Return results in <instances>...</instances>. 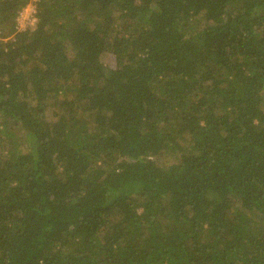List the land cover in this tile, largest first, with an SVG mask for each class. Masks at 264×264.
I'll use <instances>...</instances> for the list:
<instances>
[{"label":"trees","instance_id":"1","mask_svg":"<svg viewBox=\"0 0 264 264\" xmlns=\"http://www.w3.org/2000/svg\"><path fill=\"white\" fill-rule=\"evenodd\" d=\"M31 1L0 0V264H264V0H36L19 29Z\"/></svg>","mask_w":264,"mask_h":264},{"label":"rangeland","instance_id":"2","mask_svg":"<svg viewBox=\"0 0 264 264\" xmlns=\"http://www.w3.org/2000/svg\"><path fill=\"white\" fill-rule=\"evenodd\" d=\"M36 0H32L31 2L33 3ZM30 2V3H31ZM30 3L23 8V10L20 12L19 16L16 19V27L19 29H25L28 27H35L36 26V22L37 20H34V12L32 11V5H30ZM11 29V24H4V25H0V38L3 37V35L7 34L9 32V30ZM10 36H13L10 35ZM6 39L8 37H5ZM20 141H19V149L21 150L25 145L26 148V141H25V136L21 135L17 137ZM175 154H166L165 159L169 162H173L176 160L175 158Z\"/></svg>","mask_w":264,"mask_h":264},{"label":"built area","instance_id":"3","mask_svg":"<svg viewBox=\"0 0 264 264\" xmlns=\"http://www.w3.org/2000/svg\"><path fill=\"white\" fill-rule=\"evenodd\" d=\"M30 5H32V11L34 12V20H37V16H36V4L35 2H31Z\"/></svg>","mask_w":264,"mask_h":264}]
</instances>
